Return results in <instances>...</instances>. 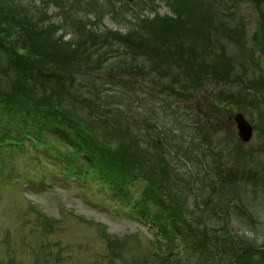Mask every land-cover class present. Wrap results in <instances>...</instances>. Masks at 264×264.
<instances>
[{"label": "rangeland", "instance_id": "374dc122", "mask_svg": "<svg viewBox=\"0 0 264 264\" xmlns=\"http://www.w3.org/2000/svg\"><path fill=\"white\" fill-rule=\"evenodd\" d=\"M5 1L4 10L13 1L35 22L37 37L22 32L19 38L45 46L44 60L67 66L83 24L97 38L90 41L97 51L91 48L89 60L103 64L94 79L76 77L70 92L76 106L47 105L48 121L60 131L47 144L25 137L45 108L38 104L34 116L37 107L22 114L15 106L25 103L19 92L0 93V264H159L160 227L168 234L203 233L195 250L213 240L232 246L243 264H264V0H224L232 5L221 6L227 13L214 18L234 41L213 40L216 54L225 45L226 55L220 72L211 68L218 74L203 83L160 25L174 20L173 0ZM184 1L198 23L185 40L201 45L204 9H220L219 0ZM145 21L156 22L152 31L142 30ZM7 27L14 31L12 22ZM108 32L131 35L134 45L164 41L169 48L162 45L157 58L143 64L146 74L121 71L127 56H113L122 45H107ZM70 60L72 67L85 65L84 57ZM237 112L252 126L247 142L238 137ZM64 131L76 146L64 140ZM151 179L158 182L149 185ZM181 219L187 227L177 226ZM179 237L171 236L174 242ZM186 253L168 264H204Z\"/></svg>", "mask_w": 264, "mask_h": 264}, {"label": "trees", "instance_id": "16d2710c", "mask_svg": "<svg viewBox=\"0 0 264 264\" xmlns=\"http://www.w3.org/2000/svg\"><path fill=\"white\" fill-rule=\"evenodd\" d=\"M3 1L7 3L5 0ZM93 1L95 2V0ZM175 1H178L182 5L180 6L175 4ZM13 3H14L13 1L10 2L11 10L8 8H5L8 10H4L2 7H0V88H1L0 93H3L4 90H8V91L11 90L13 93L19 92L17 94L21 95L20 97L22 98V100H25V103L23 104V106H20L19 103L16 104L15 106L17 107V109L18 108L20 109L19 111H21L22 114L25 112L31 114V112L28 111V109L30 110L33 107H37L38 104H40L39 106L45 108L44 112L39 111L41 115L39 119L42 122L38 124V121H36V125L34 124L30 128L31 130H28L29 132L25 133V137L31 139L32 141L34 140L47 144V142L51 140L50 138L53 137L52 132L58 134V136L60 137V131L58 128L59 126L51 125L48 121V119L51 118H50V114L47 112V108H46L47 105L53 104L51 106L63 107V109H65L66 108L65 103L66 101H68L70 103L69 106H76L77 105L76 103H78V101L73 99V97H71L70 95L71 90H74L73 88L75 84H77L76 77L81 76L85 79H92V78L94 79L96 77V74L102 68V64H103L102 61H100V64L97 65L98 66L97 68L96 66H92L91 64L92 61L89 60L90 56H92V54L90 53L91 48H94L97 51V48L94 47L93 44L91 43L94 42L97 38H95L94 33H91V30H89L88 28L85 27V25L82 24L81 25L82 27L80 28L82 32L80 33L78 39L75 40L77 41L76 45L74 41V43H71V46L69 47L71 48V50L67 54L68 55L67 60H69V63L65 62V65L67 66H63L61 62H55L54 60H44L43 57L45 56L41 57L40 55H44L45 46L43 48L37 47L36 42H34L33 40L30 41L27 39L19 38L22 32L26 33V37L28 36H30V38L37 37V35L34 34L36 32L33 30V27H35V22L34 23L32 22L31 17L22 15L21 12H19L20 8L17 10L16 7L18 6ZM219 3H220V9L218 8L214 10L213 8H211L210 11L212 12H209L208 11L209 9L208 10L204 9L203 18L201 21L202 24L201 30H199L200 32L198 33L200 35L199 43H201V45L197 46L192 39L188 41L185 40L191 38L188 35V31L189 32L193 31L194 30L193 25H197L198 23H193V20L190 19L191 15L187 14L184 0H173V5H171V7H172V11L175 14L174 20L172 21V23L162 22L160 24L164 28L163 32L166 31L167 33L170 32L172 33L173 40H169V41L173 42L175 48L178 47L180 49V52L182 51L181 52L182 57L183 58L185 57L186 59H188V61L190 60L192 61L191 63L193 65L191 67L196 73L197 79H199L200 81L202 80V82L200 83H203L206 80L210 81L212 77L215 78V74H218L216 72H220L221 69L220 67L223 63V61L221 62L220 60L221 55L224 56L226 55L223 48L225 47V45L223 44H222L223 47L218 49L221 52L216 54V51H214V47H213L214 45L213 40L221 37L224 40L223 41L224 43H226V41L227 43H229L230 41H228V39L234 41L232 35L225 34V32L228 31L225 29L223 20H220V18L218 17V16L220 17L224 16V14L227 13V11L223 9L224 6L232 5V3L225 2L224 0H219ZM93 5H98V4L94 3L91 6ZM207 6L208 5H205V7ZM221 6H223V8H221ZM229 8L230 6H227V9ZM215 14L218 15L217 16L218 19L214 18ZM204 18L208 20H205ZM189 19L191 21L189 23L186 22V20ZM11 22L15 26L13 32H10V29L7 27V24ZM155 23L156 22L145 21L144 24L142 25L143 26L142 30L152 31L151 29H153L152 27L155 25ZM260 25L261 27H263L264 30V22L263 24ZM15 29H17V32ZM217 29L223 30V32L219 31L218 33L213 31ZM87 32L93 35H86ZM145 34H147L146 31ZM238 37L242 39V37L239 34ZM103 38L107 45H111V46L117 44L122 45L121 51H119L118 50L119 47H117V50H113L111 52L114 53L113 56H115L116 54H119L120 56L121 55L127 56V61H124L123 68H121V71H125V72L136 71L137 74H144V73L146 74V72L143 70V66H144L143 64H146V62L147 64L149 62L152 63L153 59L157 58L156 53L163 51L164 47L169 48L167 43L162 41L161 39H159V41H162L163 43L159 42L158 43L159 45L152 41H150V43L149 42L146 43L144 47L139 45H134L132 44V42L134 43L135 40L131 35H127V34L122 35L116 32H108ZM28 42H30V44H27ZM206 43H208V45H205L204 47L206 49L209 48L207 49V51H209L208 52L209 54H205L202 51L203 48H201V46H203ZM27 45L29 46L30 50L26 49ZM111 46L110 48H112ZM216 47L218 46L216 45ZM144 49L148 51L147 56H145L144 52H141V50ZM175 50L178 52L177 49ZM24 51H27V53L30 54L29 58L24 59L25 58L23 57ZM100 55L101 54L98 52V57L102 56ZM142 55L145 56L146 58L145 60H142V58H140ZM34 56L37 59H35ZM217 56L218 58H215ZM78 57H84L85 65L72 67L73 63L71 62L70 59H76ZM215 66H216V72L214 73L213 71H211V68L215 69ZM118 68H120V64L116 62L114 70ZM196 68L198 69L196 70ZM92 72H96V74H93ZM115 73H118V71ZM179 75H185V74L182 73ZM187 77L191 78L192 76L187 75ZM222 77L224 76L218 75L216 78L222 80ZM223 79L225 81H228L226 77H224ZM239 79H241L239 81L244 82L242 76H240ZM237 83L240 82L237 81ZM250 83L251 82H249V84ZM33 103L34 105H32ZM62 103L64 106L62 105ZM38 109H39L38 107L33 109L34 111L32 112V116H34L33 113L36 114V111ZM67 109H69V107H67ZM241 110L243 111V109ZM58 111L59 109L56 111V116L61 115V113ZM259 111L260 109H258L257 107L256 112ZM38 128H40L43 131L41 134L39 133ZM5 131L8 132V129H5ZM62 134L64 140L71 142L72 146H76V144H74L75 143L74 139L70 135H68L65 131ZM161 169L162 172H160V174L162 175L159 177L160 179L166 176V172L163 171V168ZM220 169L221 168L219 167V171L221 172ZM219 171L215 170V173L219 175ZM157 182H158L157 179L156 180L151 179L149 181V185H155ZM173 212L174 210H172L171 213ZM173 215L177 217L176 214ZM138 216L141 219L145 218V216L142 213ZM154 216L156 218H159V215H154ZM177 219H179V217H177ZM182 220L183 219H181L180 221ZM152 223L154 224V222ZM170 225H172L171 222ZM181 225L187 227L188 223L184 221L180 222L179 224L177 223L178 227ZM160 233H161L160 235L163 237L165 242L164 244L158 243L159 245L157 246L158 247L157 250L160 252L159 253L160 261L158 262L159 264H168L170 259H171L170 263L175 262L173 258L179 257L180 254L181 253L183 254L184 252H187L186 255L199 256L204 264H210V263L243 264L240 257L237 256V253L232 246L229 245L216 246L217 241L210 240V243L207 242L206 245H200L199 247L201 248H199V250L193 249L192 246H195L196 241L200 243L201 238L199 237L200 236L204 237L203 233L197 235L194 233H188V231L186 232V229H182V232H179L178 230L177 231L171 230V233L168 234V231L163 228L161 229V227H160ZM172 234L173 235L176 234L178 235V237L180 236L179 241L174 242V240H172L171 238ZM186 244L190 245V247H187ZM177 245L180 246L181 250L183 249V252L182 251L180 252V250L173 247V246L179 247ZM169 250H171V252L176 255L173 254L166 255L167 251ZM165 256L167 257L164 258ZM149 262L152 263L154 262V260L150 259Z\"/></svg>", "mask_w": 264, "mask_h": 264}, {"label": "water", "instance_id": "95a60500", "mask_svg": "<svg viewBox=\"0 0 264 264\" xmlns=\"http://www.w3.org/2000/svg\"><path fill=\"white\" fill-rule=\"evenodd\" d=\"M128 1H132V0H128ZM234 121L238 132V136L241 139V141L243 142L249 141L252 134V126L245 119L244 115L241 112H237L234 115Z\"/></svg>", "mask_w": 264, "mask_h": 264}]
</instances>
